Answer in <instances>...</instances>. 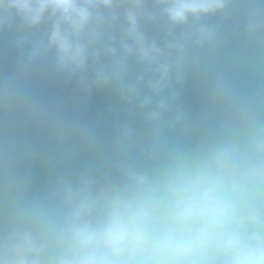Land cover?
I'll return each mask as SVG.
<instances>
[{
	"label": "clouds",
	"instance_id": "1",
	"mask_svg": "<svg viewBox=\"0 0 264 264\" xmlns=\"http://www.w3.org/2000/svg\"><path fill=\"white\" fill-rule=\"evenodd\" d=\"M8 32L0 264H264V0H0ZM42 74L114 95L112 137L42 102Z\"/></svg>",
	"mask_w": 264,
	"mask_h": 264
},
{
	"label": "water",
	"instance_id": "2",
	"mask_svg": "<svg viewBox=\"0 0 264 264\" xmlns=\"http://www.w3.org/2000/svg\"><path fill=\"white\" fill-rule=\"evenodd\" d=\"M13 33L0 34V73L6 74L15 66L17 53L10 47ZM31 87L38 97L48 105L62 104L65 111L72 116L79 117L84 122L97 128L100 135L109 140L116 128L117 121L110 111L118 106L117 98L106 92L96 91L91 96L85 95L74 80L70 81L56 75L42 74L35 77ZM182 101L185 106L195 113L201 103V93L195 80L190 79L184 86ZM127 113L121 110V119ZM140 121L137 119V125ZM14 132L21 140L33 144L37 149L43 148L48 141L47 133L36 127L24 128L16 125L7 129ZM36 186L39 187L47 178L48 169L42 160L31 162Z\"/></svg>",
	"mask_w": 264,
	"mask_h": 264
}]
</instances>
